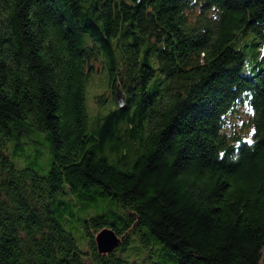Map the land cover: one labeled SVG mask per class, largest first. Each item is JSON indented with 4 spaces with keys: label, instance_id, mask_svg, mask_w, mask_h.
I'll return each mask as SVG.
<instances>
[{
    "label": "trees",
    "instance_id": "obj_1",
    "mask_svg": "<svg viewBox=\"0 0 264 264\" xmlns=\"http://www.w3.org/2000/svg\"><path fill=\"white\" fill-rule=\"evenodd\" d=\"M263 248L264 0H0V264Z\"/></svg>",
    "mask_w": 264,
    "mask_h": 264
},
{
    "label": "rangeland",
    "instance_id": "obj_2",
    "mask_svg": "<svg viewBox=\"0 0 264 264\" xmlns=\"http://www.w3.org/2000/svg\"><path fill=\"white\" fill-rule=\"evenodd\" d=\"M97 70V69H96ZM99 77L97 75L94 77L95 86L91 84V86L87 90V106L88 109L93 113H97L100 108L102 110H107L105 108L110 105L111 94L107 88H104L103 85L98 86ZM120 99L123 101V95L120 94ZM27 153H31V151H27ZM264 263V248L261 251V262Z\"/></svg>",
    "mask_w": 264,
    "mask_h": 264
},
{
    "label": "water",
    "instance_id": "obj_3",
    "mask_svg": "<svg viewBox=\"0 0 264 264\" xmlns=\"http://www.w3.org/2000/svg\"><path fill=\"white\" fill-rule=\"evenodd\" d=\"M117 103L119 106L123 105L119 92H117ZM119 242L120 240L116 234L108 228L101 230L95 236V243L99 253H109L113 251L118 246Z\"/></svg>",
    "mask_w": 264,
    "mask_h": 264
},
{
    "label": "snow or ice",
    "instance_id": "obj_4",
    "mask_svg": "<svg viewBox=\"0 0 264 264\" xmlns=\"http://www.w3.org/2000/svg\"><path fill=\"white\" fill-rule=\"evenodd\" d=\"M252 141H249V143H251Z\"/></svg>",
    "mask_w": 264,
    "mask_h": 264
}]
</instances>
